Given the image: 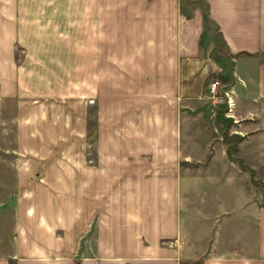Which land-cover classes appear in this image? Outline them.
Wrapping results in <instances>:
<instances>
[{"label":"crops","instance_id":"crops-1","mask_svg":"<svg viewBox=\"0 0 264 264\" xmlns=\"http://www.w3.org/2000/svg\"><path fill=\"white\" fill-rule=\"evenodd\" d=\"M2 98L29 158L0 264H264V0H0Z\"/></svg>","mask_w":264,"mask_h":264},{"label":"rangeland","instance_id":"rangeland-1","mask_svg":"<svg viewBox=\"0 0 264 264\" xmlns=\"http://www.w3.org/2000/svg\"><path fill=\"white\" fill-rule=\"evenodd\" d=\"M209 26L212 27V24H209ZM215 76L221 78L222 82L225 83V78L222 75H211L207 78L203 92V99L206 103L204 104V109L208 110L207 116L212 118L216 116V112L221 109V107H225V113H227V103L225 99L213 103L212 98L206 96L208 80L210 77ZM222 89L227 90L225 84H223ZM89 101L92 102V99H89ZM186 109L189 112H194L192 108ZM16 115L17 108L15 100L11 98L0 99V254H9L13 250L16 234L15 209L18 196L21 192L18 182L20 167H17V163L26 157L25 152H20L18 150ZM221 127H225L223 128L225 129V133L222 134L225 135L226 139L229 137L226 130L228 127L227 121H225V123L223 122ZM238 136L240 135H237L239 139ZM238 139H234L232 145L236 144ZM259 186L261 187L262 195H264V182L263 184H259Z\"/></svg>","mask_w":264,"mask_h":264},{"label":"built area","instance_id":"built-area-1","mask_svg":"<svg viewBox=\"0 0 264 264\" xmlns=\"http://www.w3.org/2000/svg\"><path fill=\"white\" fill-rule=\"evenodd\" d=\"M224 82L219 77H210L206 87V96L212 98L213 103H217L223 99L227 103V112L232 111L233 100L228 90H223Z\"/></svg>","mask_w":264,"mask_h":264},{"label":"trees","instance_id":"trees-1","mask_svg":"<svg viewBox=\"0 0 264 264\" xmlns=\"http://www.w3.org/2000/svg\"><path fill=\"white\" fill-rule=\"evenodd\" d=\"M208 19V18H207ZM209 21V20H208Z\"/></svg>","mask_w":264,"mask_h":264}]
</instances>
